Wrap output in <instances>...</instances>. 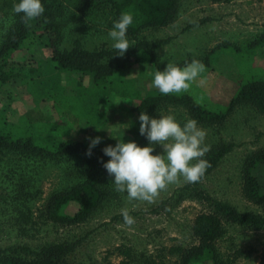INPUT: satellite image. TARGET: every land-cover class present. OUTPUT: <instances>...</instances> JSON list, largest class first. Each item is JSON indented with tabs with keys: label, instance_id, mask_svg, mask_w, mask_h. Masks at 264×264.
<instances>
[{
	"label": "trees",
	"instance_id": "16d2710c",
	"mask_svg": "<svg viewBox=\"0 0 264 264\" xmlns=\"http://www.w3.org/2000/svg\"><path fill=\"white\" fill-rule=\"evenodd\" d=\"M13 2L14 0H0V14L9 22L0 39V83H18L24 82V79L31 80L32 83L38 82L33 77L38 67L24 53L26 40L36 34V31L41 36L48 37V46L58 70L68 73V76L84 78L88 82L69 84L61 81L62 91H59L58 82L55 81L49 86H43L42 83L37 86L40 89L43 86L41 90L47 95L45 109L50 116L53 115V120L39 121V124L31 122L34 126L31 127L32 130H6L5 124L1 123L5 120L0 116V208L3 210L0 214L4 218L7 216V221L0 223V234L4 232V227L9 232L28 237L31 229H37L42 224L79 226L93 218L110 198V192L102 185L108 175L103 162L110 159L103 152L105 146L97 144L92 148V154L88 155L90 143L75 139L69 132L75 124L80 123V126L94 130L95 136H98L99 131L95 130L102 125L104 127L102 112L95 106L87 105L88 98L103 100L108 97L132 104L134 118L128 125L127 141L135 140L142 146L149 143L139 132V115L144 111L155 116L157 110L165 106H181L198 123L208 125L222 124L240 107H252L264 114V64L256 61V58L261 61V56L264 55V35L256 41L244 43L249 45L251 52L258 51V57L252 61L249 70L239 67L232 55V69L215 65L212 71L219 69L222 74H229L235 79L238 88L223 103L214 102L215 99L210 98L209 103L216 105L212 108L205 101L196 98L192 86L180 93L165 95L156 89L151 94L150 72L149 78L141 81L143 84H133L122 77L125 70L134 63H146L152 73L164 68L156 51L169 44L170 38L148 41L140 40L138 36L144 29L170 26L178 17L182 0H43L45 12L33 19L34 30L31 20L25 22L20 18L22 14L12 13ZM109 9L114 15L113 20L122 11L131 12L134 16V23L128 28V37L135 43L124 56L115 55L116 50L112 48L88 50L80 41H75L71 48H62V24H86L90 27L104 24L111 27L113 20L110 23L106 21ZM233 47L230 42H225L210 52L209 58L199 60L204 65V71L215 64L212 61L214 55L220 56ZM238 49L235 51L238 52ZM194 81L197 82L196 79ZM50 101L53 103L52 107L48 104ZM74 119L79 120V123H75ZM65 120L67 124L64 123ZM42 127L48 128L49 133L38 130ZM233 147V143L221 142L209 148L204 157L209 166L200 179L191 185H199ZM53 162L64 164L73 172L77 171L82 179L67 190L55 192L37 209V202L42 196V188L38 185L40 171ZM263 163L264 149L249 160L244 176L246 198L260 206H264V184L259 182L254 170ZM198 195H202L213 210L201 213L196 218L192 227L196 239L194 245H173L157 253L121 245L117 248L121 258L119 264H171L169 260L175 257L179 258L178 264H234L235 260H231L230 256L223 257L217 243L228 233L230 225L263 230L264 215L253 211H239L206 193L199 192ZM72 205L76 206V211L67 214L66 209ZM75 249L76 243L46 244L36 249L25 244L9 245L0 249V264H63L60 258ZM261 264H264V252Z\"/></svg>",
	"mask_w": 264,
	"mask_h": 264
},
{
	"label": "rangeland",
	"instance_id": "374dc122",
	"mask_svg": "<svg viewBox=\"0 0 264 264\" xmlns=\"http://www.w3.org/2000/svg\"><path fill=\"white\" fill-rule=\"evenodd\" d=\"M121 2L122 0H110ZM212 0H182L180 11L176 20L165 28L144 29L139 33L138 39L158 41L170 38V43L159 48L156 53L159 61L166 65L169 61L185 64L187 61L203 60L210 57V52L216 49L219 44L230 42L234 47L231 51L217 56L214 55L215 63L208 71L200 74L196 81L190 83L194 88L193 94L199 100L205 101L210 107V98L214 102L223 103L230 99L237 90V84L229 74H222L219 69L212 71L218 64L224 69H232L231 55L235 62L244 70H249L252 61H255L258 51H252L249 45L244 44L248 39L255 38L260 30L258 26L263 23H241L223 24L221 13L214 21H205V17L211 11ZM204 2V4H202ZM259 7V14H264V0H255ZM233 4L232 6L236 5ZM231 6V7H232ZM228 7H222L221 10ZM230 8V7H229ZM240 9V3L236 6ZM220 11V10H219ZM223 14V13H222ZM107 23L113 20V13L107 11ZM214 16V15H213ZM213 18V17H210ZM65 21V19H63ZM8 20L0 14V39L4 34ZM35 29L33 20L30 22ZM63 43L62 48H71L75 41H80L88 50L111 48L110 41L106 40L107 32L111 28L108 25L90 27L86 24H62ZM264 28V27H263ZM31 38L26 40L24 53L31 57L34 65H37L33 77L36 83L24 79L18 83H0V116L5 120V129L31 127L35 122H49L53 120L46 108L43 86H49L52 82H58V89H61V81L83 82L88 80L78 78L75 75L68 76V73L56 68L52 54L48 46V37L41 36L38 31ZM244 36V37H243ZM248 36V37H247ZM259 36V35H258ZM247 37V38H246ZM130 41L131 38H129ZM250 41V40H248ZM238 42V43H237ZM222 43V44H223ZM239 48L238 52L235 50ZM258 57V56H257ZM256 58L257 63L264 64V55ZM200 62V61H199ZM223 70V69H222ZM149 68L146 63H134L123 74V79L133 84H143L142 80L149 78ZM205 75V76H204ZM204 76V78H202ZM41 89L37 86H40ZM149 93L154 94L156 88L150 82ZM39 88V89H38ZM52 94L51 92L47 91ZM44 94V95H43ZM106 97V96H104ZM52 107V102L48 103ZM87 105L95 106L103 114V125L95 131H99L101 137L99 144L115 145L118 139L127 141L128 125L134 118L133 105L126 102L105 98L98 100L88 98ZM163 114H174L183 123L191 118L189 111L181 106H165L159 109ZM156 112V115L159 114ZM72 119V118H71ZM70 119V120H71ZM37 121V122H36ZM79 120H75V123ZM50 122V123H51ZM47 123V124H50ZM67 124V121H64ZM206 130L204 143L211 148L221 142L233 143V150L226 155L220 164L196 187L190 182H185L181 177L177 182L169 184L165 189L151 201L127 199L126 193L115 190L110 182L111 177L107 175L102 185L110 192V198L93 218L85 224L64 227L51 224H42L37 229H31L28 237L18 235L16 232L7 231L0 234V249L9 245L25 244L33 248H39L46 244L76 243V249L60 258L63 264H119L121 258L117 248L121 245H128L136 250L157 253L173 245L191 246L196 243L192 233L193 224L201 213H209L213 209L210 204L203 200L202 195L206 193L219 201L228 203L239 211H253L264 215V206L256 205L245 196L244 176L249 160L262 149H264V114L252 107H240L225 122L219 125H208L198 123ZM83 126V125H82ZM75 124L69 130L75 139L91 142L95 136L94 130ZM69 127V126H68ZM67 127V128H68ZM4 128V127H3ZM39 131H46L48 128H38ZM44 134L47 135V133ZM25 136V135H24ZM157 153L163 148L154 145ZM254 173L258 176L259 182L264 184V163L256 166ZM38 185L42 188V196L37 202V209H40L48 199L58 191L69 189L73 183H78L82 177L76 171L69 170L64 164L50 163L40 171ZM189 186V187H188ZM188 187L186 190H184ZM122 209H127L134 217V223L129 225L124 222ZM76 206L72 205L66 209L67 214H73ZM0 212L3 210L0 208ZM37 217V214L35 215ZM7 221L0 214V223ZM17 229V228H16ZM81 242V243H80ZM217 248L223 255L234 259V264H261L264 252V229L252 230L244 226L230 225L228 233L218 243ZM178 257L171 258V264H178Z\"/></svg>",
	"mask_w": 264,
	"mask_h": 264
},
{
	"label": "clouds",
	"instance_id": "9594fccd",
	"mask_svg": "<svg viewBox=\"0 0 264 264\" xmlns=\"http://www.w3.org/2000/svg\"><path fill=\"white\" fill-rule=\"evenodd\" d=\"M45 12L43 0H14L12 13L20 15L25 22L39 18ZM134 23L131 12L122 11L114 19L107 32L106 40L110 41L115 55L124 56L135 43L128 37V28ZM204 65L193 60L180 65L169 61L162 70L152 73V86L161 94L180 93L187 90L201 72ZM159 112V110H157ZM139 132L149 141L141 145L135 140L118 139L113 145L103 148L106 156L103 162L110 182L116 191L126 193L127 199L151 202L161 190L169 184L177 182L181 177L185 182L194 183L200 179L209 162L204 159L209 146L204 143L206 130L198 121L189 118L181 123L174 114L150 115L141 112L139 115ZM101 141V137L91 140L88 155ZM154 145L162 146L163 151L157 153ZM126 224H133L127 209H122Z\"/></svg>",
	"mask_w": 264,
	"mask_h": 264
},
{
	"label": "crops",
	"instance_id": "0c3cea01",
	"mask_svg": "<svg viewBox=\"0 0 264 264\" xmlns=\"http://www.w3.org/2000/svg\"><path fill=\"white\" fill-rule=\"evenodd\" d=\"M209 3L212 4L210 7L211 11L209 12V14H207L205 16V17H207V19L205 21H213L214 22L216 20L215 18H217V17L221 18L222 17L223 24L230 23L231 26L237 22L241 23L240 20H243L246 23H263L264 24V14H261V13L259 14V10H256V8L259 6L255 2V0H218V1L212 0ZM235 3H237V4L232 6ZM239 3H240V9H237L236 6ZM202 4H204V2H202ZM222 7H228V9L224 10L225 8H223V10H221ZM262 8H264V7H262ZM214 13H217V14L221 13L222 16L221 17L216 16ZM210 17H213V18H210ZM263 27L264 26H258L257 27V28H260V30L255 34V38H253L252 41H256L264 35V28ZM248 40L251 41V39H248ZM248 40H247V42H248Z\"/></svg>",
	"mask_w": 264,
	"mask_h": 264
}]
</instances>
